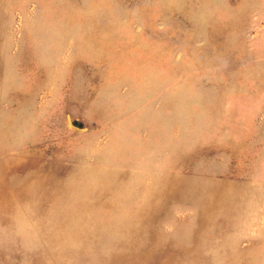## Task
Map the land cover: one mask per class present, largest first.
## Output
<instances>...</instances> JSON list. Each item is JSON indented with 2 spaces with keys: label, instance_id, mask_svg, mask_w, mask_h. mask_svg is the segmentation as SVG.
Listing matches in <instances>:
<instances>
[{
  "label": "rangeland",
  "instance_id": "obj_1",
  "mask_svg": "<svg viewBox=\"0 0 264 264\" xmlns=\"http://www.w3.org/2000/svg\"><path fill=\"white\" fill-rule=\"evenodd\" d=\"M0 264H264V0H0Z\"/></svg>",
  "mask_w": 264,
  "mask_h": 264
},
{
  "label": "water",
  "instance_id": "obj_2",
  "mask_svg": "<svg viewBox=\"0 0 264 264\" xmlns=\"http://www.w3.org/2000/svg\"><path fill=\"white\" fill-rule=\"evenodd\" d=\"M82 126V125H81Z\"/></svg>",
  "mask_w": 264,
  "mask_h": 264
}]
</instances>
